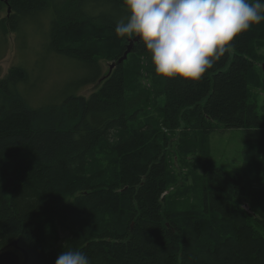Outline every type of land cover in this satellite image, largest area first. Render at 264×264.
<instances>
[{
	"label": "trees",
	"instance_id": "16d2710c",
	"mask_svg": "<svg viewBox=\"0 0 264 264\" xmlns=\"http://www.w3.org/2000/svg\"><path fill=\"white\" fill-rule=\"evenodd\" d=\"M126 16L122 0H0V61L10 34L18 57L0 78V253L15 242L27 264H55L69 248L91 264H264V21L191 84L153 76L138 43L117 63ZM38 20H49L47 47L45 33L24 32ZM19 39L39 42L35 67ZM40 57L73 60L86 75H49L40 98L26 97ZM102 61L115 63L110 74ZM216 125L244 130L235 174L209 159Z\"/></svg>",
	"mask_w": 264,
	"mask_h": 264
},
{
	"label": "clouds",
	"instance_id": "9594fccd",
	"mask_svg": "<svg viewBox=\"0 0 264 264\" xmlns=\"http://www.w3.org/2000/svg\"><path fill=\"white\" fill-rule=\"evenodd\" d=\"M127 16L115 34L149 54L161 80L195 84L231 49L234 39L264 21V0H122ZM55 264H91L69 248Z\"/></svg>",
	"mask_w": 264,
	"mask_h": 264
},
{
	"label": "rangeland",
	"instance_id": "374dc122",
	"mask_svg": "<svg viewBox=\"0 0 264 264\" xmlns=\"http://www.w3.org/2000/svg\"><path fill=\"white\" fill-rule=\"evenodd\" d=\"M6 9L1 13V17L6 16ZM102 11V10H99ZM39 25L36 26L35 22H26L23 25L24 32L32 34L35 33L38 36L42 37V33H45L46 40H41L42 41V46L47 47L49 40H48V34L50 31V25H49V20L47 23H42L39 21ZM37 23V22H36ZM15 40V36L13 34H10L8 36L7 40V55L6 57L0 61V78H3L6 76L8 70L11 68L12 63L15 61L16 58V50L14 49V43L13 41ZM40 41V42H41ZM29 43L32 44V47L28 49L27 51H24L22 48H28ZM37 39H33L32 42H22L19 41L16 42L19 46L18 53H21L20 56L22 59H30L28 61H33V63H24L27 66L32 65V67L36 66L37 61L35 58H32L35 55V50L34 48L38 47ZM261 54L264 56V49L261 50ZM20 58V57H19ZM42 58V57H40ZM39 58V59H40ZM38 59V60H39ZM75 61L73 60H67L59 57H55L54 59L52 58H42L40 60L39 67L37 69V72L33 74V78L30 82V85L34 84L36 87V92H30L26 91L24 95L26 97H31V98H36V97H41L40 94H38L44 87L42 85L45 77L47 78L49 75H53V80H56L60 77L65 78H75L78 79L80 77H85L86 73L81 72L77 67L74 68V63ZM111 63V62H109ZM102 65V72H106L108 69V65L105 62H101ZM264 68V66H263ZM154 76V72L152 73ZM43 78V79H42ZM55 78V79H54ZM140 84L145 87L146 89L151 88V76L146 72L145 69L141 70L140 73V78H139ZM81 95L84 97H88L91 93L94 92V86L93 85H88L86 86L82 91H80ZM50 94V92H49ZM48 94V97H49ZM47 97V99H48ZM257 103H258V113L261 117L264 116V91L259 92V96L257 98ZM177 134H168V137L170 138L169 144L170 145V150L171 154L173 156H176L172 152L174 151L178 139L180 140V132L177 131ZM243 147H244V130L243 129H226L220 125H216L214 130H212L209 138H208V156L209 159L213 161V163L224 170L227 173L230 174H235L236 171L242 168L244 161H243ZM195 157H199L198 154L195 155ZM169 159L172 161L171 156ZM174 162L177 161L176 158L174 157ZM188 168L174 165L172 170H174L176 173L179 172H185ZM190 184V182H189ZM71 201V200H70Z\"/></svg>",
	"mask_w": 264,
	"mask_h": 264
},
{
	"label": "water",
	"instance_id": "95a60500",
	"mask_svg": "<svg viewBox=\"0 0 264 264\" xmlns=\"http://www.w3.org/2000/svg\"><path fill=\"white\" fill-rule=\"evenodd\" d=\"M3 1L7 3V0H3ZM9 12L10 10L8 8L7 13ZM135 43H136L135 40L128 41V44L126 45V49L122 57L118 59L117 63L120 64L126 60L128 54L131 53L132 48ZM114 67H115V63L110 64L108 74L111 73ZM11 246L17 251L1 252L0 253V264H27L29 261L27 252L23 249L18 248L15 242L12 243Z\"/></svg>",
	"mask_w": 264,
	"mask_h": 264
}]
</instances>
